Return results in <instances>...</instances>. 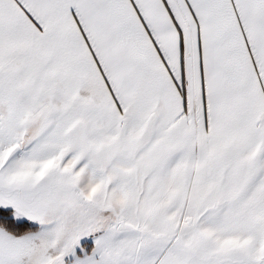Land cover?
<instances>
[{"label":"snow or ice","instance_id":"6c2138e0","mask_svg":"<svg viewBox=\"0 0 264 264\" xmlns=\"http://www.w3.org/2000/svg\"><path fill=\"white\" fill-rule=\"evenodd\" d=\"M0 264H264V0H0Z\"/></svg>","mask_w":264,"mask_h":264}]
</instances>
